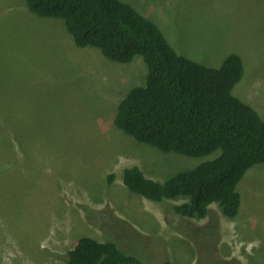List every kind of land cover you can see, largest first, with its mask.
<instances>
[{
    "label": "rangeland",
    "instance_id": "rangeland-1",
    "mask_svg": "<svg viewBox=\"0 0 264 264\" xmlns=\"http://www.w3.org/2000/svg\"><path fill=\"white\" fill-rule=\"evenodd\" d=\"M23 1L0 0V264H66L83 237L115 242L142 264H264V166L238 185L234 220L216 203L205 219H190L172 210L187 200L162 204L130 192L128 168L164 183L218 154H166L118 130L120 101L147 81L142 57L118 64L78 48L62 20ZM122 1L182 56L217 68L240 55L244 75L233 94L264 120V0Z\"/></svg>",
    "mask_w": 264,
    "mask_h": 264
},
{
    "label": "trees",
    "instance_id": "trees-1",
    "mask_svg": "<svg viewBox=\"0 0 264 264\" xmlns=\"http://www.w3.org/2000/svg\"><path fill=\"white\" fill-rule=\"evenodd\" d=\"M23 3L37 16L62 20L78 48L96 49L118 64L142 57L147 81L120 101L114 120L118 130L166 154L194 158L218 154L164 183L147 178L138 167L128 168L123 183L130 192L162 204L187 200L172 207L184 218L203 220L215 203L227 219L239 216L238 185L255 165L264 166V120L233 94L244 75L240 55L230 54L217 68L182 56L156 23L122 0ZM9 161L5 156L4 162ZM113 180L109 176V182ZM155 240L165 247L161 237ZM62 260L66 264H142L116 243L92 237L80 238ZM162 264L173 263L164 259Z\"/></svg>",
    "mask_w": 264,
    "mask_h": 264
},
{
    "label": "clouds",
    "instance_id": "clouds-1",
    "mask_svg": "<svg viewBox=\"0 0 264 264\" xmlns=\"http://www.w3.org/2000/svg\"><path fill=\"white\" fill-rule=\"evenodd\" d=\"M40 17V16H39ZM41 18H45V17H41ZM54 19V18H53ZM67 29V28H66ZM172 201H177V200H172ZM181 204V203H180ZM178 205V204H177ZM179 216V215H178ZM182 217V216H181ZM115 243V242H114Z\"/></svg>",
    "mask_w": 264,
    "mask_h": 264
},
{
    "label": "bare ground",
    "instance_id": "bare-ground-1",
    "mask_svg": "<svg viewBox=\"0 0 264 264\" xmlns=\"http://www.w3.org/2000/svg\"><path fill=\"white\" fill-rule=\"evenodd\" d=\"M82 192V191H81Z\"/></svg>",
    "mask_w": 264,
    "mask_h": 264
}]
</instances>
